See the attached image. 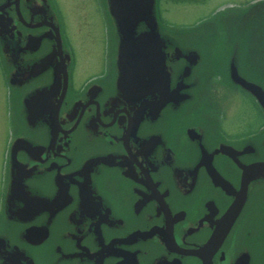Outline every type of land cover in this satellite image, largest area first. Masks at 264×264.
Segmentation results:
<instances>
[{
  "label": "flooded vegetation",
  "instance_id": "af4514ba",
  "mask_svg": "<svg viewBox=\"0 0 264 264\" xmlns=\"http://www.w3.org/2000/svg\"><path fill=\"white\" fill-rule=\"evenodd\" d=\"M154 1L145 56L148 25L102 0L78 84L57 1L0 0V264H264V0L189 28ZM223 94L257 130L228 127Z\"/></svg>",
  "mask_w": 264,
  "mask_h": 264
},
{
  "label": "rangeland",
  "instance_id": "374dc122",
  "mask_svg": "<svg viewBox=\"0 0 264 264\" xmlns=\"http://www.w3.org/2000/svg\"><path fill=\"white\" fill-rule=\"evenodd\" d=\"M66 24L67 38L73 46L77 66L75 80L78 84L89 78L96 70L90 59L87 48L106 39V16L103 10L102 0H56ZM239 0H207L199 5L194 0H183L181 3L172 1L161 4L162 20L177 28H189L201 21L212 20L211 13L221 6H237ZM106 6V4L104 3ZM105 9V8H104ZM226 15V13H225ZM215 16V15H214ZM227 16V15H226ZM223 93V92H222ZM241 95L233 96L231 102L225 94L216 99L217 104L212 101L214 108L222 109L228 127L234 129L237 123L242 122L247 116L252 121V127L257 130L259 123L255 116V109ZM220 112V114H222ZM233 126V127H232ZM250 129L249 126L246 127ZM237 129V128H236ZM0 139V158L3 145Z\"/></svg>",
  "mask_w": 264,
  "mask_h": 264
},
{
  "label": "water",
  "instance_id": "95a60500",
  "mask_svg": "<svg viewBox=\"0 0 264 264\" xmlns=\"http://www.w3.org/2000/svg\"><path fill=\"white\" fill-rule=\"evenodd\" d=\"M144 4H146L144 6ZM140 5L144 6L142 8L143 11L135 10L132 13H128L126 10L129 9L130 6ZM107 7L109 14L115 18L117 23L123 26L125 24H138L140 22H145L148 25V31L140 38H135L134 36H130V38H135L138 40V43L135 45H140L139 47L146 48L147 52L145 56H153L151 53V49L155 48L156 45L154 42L155 37L153 34L157 31V18H156V10H155V1L154 0H107ZM121 31L124 32H134L135 29H130L133 27H123ZM130 30H129V29ZM134 45V46H135ZM134 54H132L133 56ZM153 60V59H152Z\"/></svg>",
  "mask_w": 264,
  "mask_h": 264
}]
</instances>
